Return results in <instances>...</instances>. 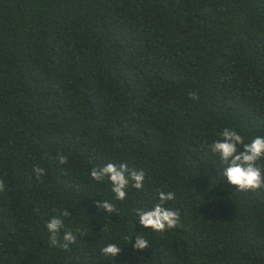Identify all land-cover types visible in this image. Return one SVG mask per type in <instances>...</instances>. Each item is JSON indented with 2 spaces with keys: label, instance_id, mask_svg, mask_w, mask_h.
<instances>
[{
  "label": "trees",
  "instance_id": "1",
  "mask_svg": "<svg viewBox=\"0 0 264 264\" xmlns=\"http://www.w3.org/2000/svg\"><path fill=\"white\" fill-rule=\"evenodd\" d=\"M226 127L264 136V0H0V264H264V189L236 190L209 148ZM109 162L143 187L116 200L90 175ZM158 190L182 227L139 224Z\"/></svg>",
  "mask_w": 264,
  "mask_h": 264
},
{
  "label": "clouds",
  "instance_id": "2",
  "mask_svg": "<svg viewBox=\"0 0 264 264\" xmlns=\"http://www.w3.org/2000/svg\"><path fill=\"white\" fill-rule=\"evenodd\" d=\"M190 99L196 100L198 96L195 92L190 93ZM220 139L215 140L209 146L210 151L217 155L224 165L223 177H226L230 185L236 186L238 191H256L264 189V167L259 165V161L264 160V136H256L250 142H245V138L235 129L224 128L219 133ZM57 160L60 164L68 161V156L58 153ZM36 179L44 175L45 170L39 166H33ZM221 174V173H220ZM91 178L97 182H102L106 178L111 183V191L118 201L125 200L129 186L139 190L143 187L145 172L142 169L129 168L126 163L116 165L107 163L104 166H97L91 169ZM5 190L4 181L0 180V192ZM175 200V194L171 191L158 190V202L151 209L136 208L135 214L139 224L145 229L163 232L166 229H173L180 224V212L171 207H167V202ZM97 208L109 214L116 213L119 216L117 205L108 200L102 203L96 202ZM71 214L64 209L62 217ZM46 228L49 233V242L53 247L69 250L70 245L77 240L71 230L62 231L65 226L63 219L53 216L47 223ZM132 241L133 238L125 237ZM135 250H145L149 247V241L141 234L135 236V243L132 245ZM121 252V247L116 244H108L101 249L105 256L115 257Z\"/></svg>",
  "mask_w": 264,
  "mask_h": 264
}]
</instances>
